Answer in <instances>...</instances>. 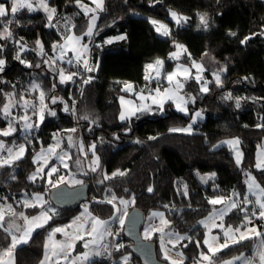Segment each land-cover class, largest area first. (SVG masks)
Listing matches in <instances>:
<instances>
[{
    "label": "trees",
    "instance_id": "obj_1",
    "mask_svg": "<svg viewBox=\"0 0 264 264\" xmlns=\"http://www.w3.org/2000/svg\"><path fill=\"white\" fill-rule=\"evenodd\" d=\"M173 2L190 7L183 5L184 11H191L189 23L172 27L170 35L162 37L149 18L165 19ZM0 3L10 8L9 0ZM49 3L57 10L56 19L70 16L76 31L83 34L88 18L81 5L89 0ZM200 13L206 14V27ZM0 19H4L12 34L0 36V59L5 61L0 72V126L7 123L2 115L3 104L10 103L11 111H15L13 105L20 108L24 98L41 94L46 102L43 120L31 135L17 132L4 137L10 143L27 145L22 159L0 169V179L6 180L0 189L6 191L10 202L23 191L45 193L51 201L52 183H47L46 178L30 179L36 169L34 154L49 145L56 134L76 127L87 144L95 143L101 169L108 173L105 178L95 173V184L91 175L84 182L90 186V211L101 218L112 217L116 205L108 199L113 197L132 199L128 211L137 208L145 216L155 209L164 210L169 229L191 236L183 247L186 259L182 264H194L205 249L204 229L198 222L212 209L209 201L235 190L244 195L247 173L253 174L264 187V169L256 167L257 146L264 138V0H104L97 36L90 47L88 68L92 70L77 65L78 72L68 83L61 82L55 71L59 62L52 63L62 34L50 24L45 13L23 9L15 17ZM175 43L188 47L190 55L186 59L208 53L226 65L219 83L208 72L206 92L194 80L184 89L186 95L191 93L197 98L191 110L202 108L207 118L194 125V132L173 130L186 127L191 115L168 103L163 113L160 107L153 106L126 121L120 120L119 97L128 92L124 85L144 89L147 64L158 58L165 63V71L172 68L174 62L168 57ZM156 84L152 82L153 86ZM57 95L61 100L53 103ZM53 111L55 116L50 114ZM232 137L240 139L243 150L239 165L226 145L215 146ZM208 172H214V178L202 182L197 173ZM51 205L56 214L28 242L16 248L15 264H39L49 230L70 221L81 209H60L52 201ZM40 209L26 207L25 211L34 214ZM240 216L234 210L227 220L237 223ZM258 223L264 233V220L259 219ZM118 235L122 244L118 256L127 253L130 264H141L130 251L132 241L124 230ZM150 240L156 244L158 258L166 261L161 257L157 237ZM256 242L257 239L250 238L229 246L218 252L216 259L251 253ZM8 245L9 241H3L0 250ZM97 262L109 263L103 258Z\"/></svg>",
    "mask_w": 264,
    "mask_h": 264
},
{
    "label": "rangeland",
    "instance_id": "obj_2",
    "mask_svg": "<svg viewBox=\"0 0 264 264\" xmlns=\"http://www.w3.org/2000/svg\"><path fill=\"white\" fill-rule=\"evenodd\" d=\"M44 2L49 8H54L56 10V8L49 3V0H44ZM32 3L36 8L35 11H42L48 17V13L42 7H38L39 0H32ZM182 4L185 6V8L190 9V7L185 3L182 2ZM183 5L178 3L175 4L173 2L172 9L165 19L162 20L152 18L153 21H158L157 27H159V25H165L168 31H170V29L174 26L188 24V16L191 11L187 10L188 13L184 11ZM5 6L7 7L6 4ZM81 8L86 12L88 18L87 26L83 34H79L76 31L75 22L70 16H63L59 19H56L57 10L53 14L51 21H49L50 24L58 29L62 34V40L59 44L56 55L52 60V63H55L56 61L59 62L56 66L57 68H55V71H57L59 74V78L61 71H63L65 77L69 75L73 77V74L75 75L78 72L75 67L79 64L81 65L80 61H84L87 56L85 47L86 49L89 48L88 39H90L95 34L99 16L103 10L97 9L96 4L93 3L92 0H89L88 4L81 5ZM173 12L177 14L176 18H173ZM200 16H205L206 18L205 13H200ZM93 17H95V21H93ZM90 26L92 27V34L86 35L85 33H87ZM160 32L162 33L163 29H161ZM1 33H3V31H1ZM262 35L264 36V30L262 31ZM68 36L80 37V40L79 42H77L76 40H68ZM84 36L88 37V39L83 40ZM177 45L182 47H177ZM187 55H190L188 47L184 43H175V46L168 57V60L174 62L172 68L165 71V63L161 58H158L162 63L159 65V74H156V78L159 81L155 86L151 85L149 86V88L141 89L136 92L133 90L131 91L130 89H126L128 92L121 94L119 97L121 105L119 118L122 114L125 117L124 119L120 118V120L126 121L135 116L138 112L150 110L153 106L160 107L161 112L163 113L165 110V106L168 103H171L173 107L179 112L185 115H191L189 124L186 127L178 129L180 131H183V129H189L190 126V131L183 132H194V125L201 120H205L207 118V113L202 108H195L191 110V104H196L197 98L191 93L189 95H186L184 93V89L188 86L189 83H191L192 80L195 81L201 91H203L202 89L205 87L208 89V72L215 80L217 76H219L220 82L226 72V65L224 62L215 59L208 53L203 54L200 58L197 59H186ZM69 61H71V63H69ZM194 65H200V68H197ZM184 69H188V72L185 73ZM173 73H175V76L170 81L168 77ZM72 79H66L64 82L68 83L72 81ZM141 96H143L144 99H141ZM154 99L156 100V103H153ZM53 100L60 101L61 98L57 95ZM6 104L9 105L8 113L11 115H5L2 112L4 119H7V123L4 126H0V132L7 131L11 127V129H14V131H11L10 135L17 132H20L21 134L28 133V135H31L36 125L41 122L40 115L41 113L43 114L46 106L45 100H43L40 95L34 98H24V100L21 102L20 108L16 107V104L13 105L15 111H11L12 105L10 103ZM4 105L5 104H3V109ZM63 108L66 110V105H64ZM180 109L184 110L181 111ZM197 113H199L200 115L197 116ZM25 117H27L28 119L25 120ZM26 123L31 124L32 127H26ZM66 131L67 132L56 134L49 145L41 147L37 152H35L33 160L36 164V169L30 175V177H33L31 178V180H36L37 178H46L47 183H52L53 188L59 184H67L68 186H77L84 184L85 180H88V175H91V181L93 182L95 173H99L101 178L107 177L108 173L106 172V170L101 169V162L95 150V143L92 142L87 144L84 141L83 137L79 134L76 127L68 128ZM2 136L3 138H0V144H2L3 147L0 148V159H9L8 149H12L10 163L6 165H13L15 161L20 160L25 156L27 145L25 143L18 144L16 141L10 143L6 138H4L7 136ZM230 140H238L239 144L233 145L226 143ZM20 145L24 146L25 151L23 152V154L19 155V158H17L18 148ZM221 145H226L230 149V151L234 155L235 160L237 159L238 150L241 154L242 163L244 155L240 145V139L238 137L223 139L219 141L215 146L218 147ZM50 149L51 151H49ZM258 162L262 165V167L258 169H264V138L257 146L256 164ZM65 165H67V167H65ZM1 168L2 167H0V169ZM52 168H56L58 169V171L52 172ZM93 168L95 169L94 171ZM197 175L200 177L202 182H206L208 179L214 178L215 173H197ZM100 176L98 178L99 181L102 180ZM249 176L254 178L255 183L259 185V189L256 188L255 185H253L250 191L249 186L246 183V191L244 195H242L238 190H235L227 196H217L212 198L222 200L223 202L213 205L208 214L205 217L201 218L198 222V224L201 225L204 229L202 243L205 249L201 250L199 257L198 259H196L194 264H209L208 261H204L201 259V253H205L212 257L213 260H216L218 252L226 249H221L216 253V256H212V253L209 252V245H211L213 249H217L220 248V245L224 244L225 242H227L229 246L237 244L234 241L240 238L241 232L246 231L242 226L245 223L244 218L246 215L251 219V223L247 224V229L255 228L257 231L261 232L258 220H264V218H261L259 216V206L255 202L258 198L264 201V196H261L260 194V189H264V187L251 173L246 174V181L249 179ZM77 181H79V183H77ZM5 182L6 180L0 179V187L3 188ZM93 183L95 184L96 181ZM233 193H239L240 195H233ZM244 196H247L249 201H251L252 203L243 204L242 201ZM37 197H39V199H37ZM115 201V213L110 218H101L95 216L90 211L89 201H83L80 205L81 209L76 216H74L70 221L58 226H54L49 230L46 237L44 255L39 264H42V262H44V264H99L97 262L98 259H108L109 247L114 232L113 229L114 227H116L118 231L116 232V238H118V234L124 227L126 214L133 204L132 199L120 198ZM121 201H125L126 203H121ZM232 202H235L237 204V207L232 208L223 216L217 214L213 216L212 219H208L213 215V213H218L220 209L227 207ZM34 206L41 207V209L34 214H28L25 211L26 207ZM17 207H20L22 209H19ZM52 207L53 206L51 205V201L45 193L23 191L17 200L10 202L7 197L6 191L0 189V214L4 215L5 227H7L11 222L14 221V223L18 225L22 230L18 232L16 228H12L11 233H8L5 232L4 228H0V244L3 241H9V245L0 250V252L5 253L4 255H0V264H15L16 248L21 244L26 243L20 242L16 244L15 248H13L10 253H8L7 250L11 245L12 235L20 237L23 230L31 229V233L41 228L36 227L34 224H26L25 220L19 214L23 213V216L27 217L29 220H31L33 217H40L38 223L45 226L50 220L48 217L51 218L50 209H52ZM241 208H245L247 209V211L243 212L240 210ZM120 209L122 210V214L119 218H122L124 220L123 224L120 223V219L117 217L120 213ZM234 210H236L238 214L241 213V216L238 217L237 223L229 222L227 220V217ZM10 211L15 212L17 215H10ZM253 211H255L257 215L253 216ZM42 213H47V215L42 216ZM153 213L162 214L163 220L161 219L160 215H153ZM117 219L118 224H116ZM97 220L105 223L103 224V226L97 225V231H92V225ZM201 221L207 222L201 223ZM168 224L169 220L164 210H152L145 216L142 236L144 239L157 237L161 257L165 259V254H167L169 259L165 260L168 263L173 264L174 262V264H181L186 259V254L183 250V247L187 244V241L191 236L186 233H180L176 230L169 229L167 227ZM238 227L240 228V232L235 231V229ZM56 228H60L62 229V231L54 232V229ZM105 228L107 229V231H105ZM160 228H163V232L159 231ZM229 228H231L232 231L228 232V234L226 235L225 233ZM146 233L148 234L147 238L145 236ZM246 234L251 239H258V242L261 239H264V237L257 236L254 232L251 231H248ZM176 236L184 237V239L177 240ZM4 237H7V239H4ZM79 237H83V239H79ZM25 240L27 241V239ZM244 240L246 239L241 240V242ZM197 241L199 243V240ZM205 241H207L208 243L206 244ZM86 243L88 244V247L84 246ZM105 248L107 249V251H105ZM61 249H63V251H61ZM257 251L258 249L256 250L255 257L257 256ZM57 252H59L58 256L55 255V253ZM96 252H100L101 254L96 255ZM83 253H88V259H84L82 255ZM241 254L246 257H250L251 253L243 252ZM241 254L234 257L241 256ZM124 257H127V264H130V255L127 253L122 254V256H118L117 264H125ZM234 257L227 258L221 261L232 260ZM234 264H244V261L235 260ZM256 264H259L258 258Z\"/></svg>",
    "mask_w": 264,
    "mask_h": 264
},
{
    "label": "snow or ice",
    "instance_id": "obj_3",
    "mask_svg": "<svg viewBox=\"0 0 264 264\" xmlns=\"http://www.w3.org/2000/svg\"><path fill=\"white\" fill-rule=\"evenodd\" d=\"M92 2L96 4L97 9H100V10L103 9V0H92ZM77 3H79V0H77ZM38 7H42L48 13V19H49V21H51L52 16H53V14L55 13L56 10L54 8H49L47 6V4L44 2V0H39ZM21 9H27V11H29V12H32V11H35L36 10V8L33 6L32 0H10V8L9 7H6L5 4H3V3H0V18H6L9 15H11L12 17H15L16 13L19 12ZM172 16H173V18H176L177 17V14L175 12H173L172 13ZM92 19H93V21H95V17H93ZM201 21H202V23H204V25L206 27L207 26V21H206L205 16H201ZM8 23L10 24V23H12V21L9 20ZM152 23L155 25L158 22L157 21H152ZM0 25H3L4 26V31H3V33H0V36L10 37L12 34H11V32L8 31L7 25L4 23V19H0ZM161 29H163V32H162L163 35H165V36L169 35V31H168V29H167V27L165 25H159V27H157V31H160ZM85 34L86 35H91L92 34V27L91 26L88 28V31ZM232 35H235V33H232ZM123 38L124 37H120V39H123ZM67 39L68 40H76L77 42H79L80 37L68 36ZM247 39L248 38H245V40H247ZM244 42L245 41H241V43H244ZM37 43L39 44V42H37ZM177 47H182V46L177 45ZM86 50L87 49L85 47V51ZM17 59H19V56H17ZM21 62L24 63V61H21ZM69 63H71V61H69ZM161 63L162 62L159 61V60L156 61V65L157 66H159ZM4 64H5V61L3 59H0V72L3 71V65ZM84 64H85V68L88 71H91L92 70L91 68H88L87 61H85ZM194 66L197 67V68H200V65H194ZM147 67L148 68H152L153 65H148ZM184 72L187 73L188 72V69H184ZM158 74H159V72L157 71V75ZM174 76H175V73L170 74L169 77H168V79L171 81ZM60 79H61V82H64L66 79H68V80L72 79V76L69 75V76L65 77L63 71H61L60 72ZM145 79H148V77L146 76ZM216 80H217V83H219V76H217ZM87 82L88 81H85V83H87ZM128 87L131 88L130 85ZM202 90L203 91H207L208 89L205 87ZM41 98L43 99V94H41ZM229 98H231V97H229ZM141 99H144V97L141 96ZM55 102L56 101L53 100V103H55ZM153 103H156V100L155 99L153 100ZM237 107H239V100H237ZM8 108H9V105L8 104H5L4 105V113H5V115H8L9 114L8 113ZM180 110L183 111L184 109H180ZM50 114L53 115V116L56 115V113L54 111L51 112ZM196 115L199 116L200 114L197 113ZM120 118L121 119H124L125 117L122 114ZM27 119L28 118L25 117V120H27ZM40 119H41V121L43 120V114L42 113L40 115ZM25 126L28 127V128H31L32 127L31 124H27V123H26ZM173 130H179V129H173ZM11 131H14V129H11V127H10L9 130L0 132V135L8 136V135L11 134ZM73 131H74V129H73ZM183 131H190V126H189V129H183ZM226 143L233 144V145H238L239 144V141L238 140H230V141H227ZM2 147H3V145L0 144V148H2ZM24 151H25L24 146L23 145H20L19 148H18L17 158H19V155L20 154H23ZM49 151H51V149ZM8 152H9V159H0V167H3L4 165L10 163V158L12 156V149H8ZM236 163L238 165L241 163V154L239 153L238 150H237ZM65 167H67V165H65ZM256 167L257 168H261L262 165L258 162L256 164ZM94 170L95 169L93 168V171ZM51 171L52 172H56V171H58V169L52 168ZM114 175H115V173H114ZM31 178H33V177H30V179ZM77 183H79V181H77ZM246 183L248 184L250 191H251L253 185H255V187L259 189V185L255 183L254 178L251 177V176H249V179L246 181ZM148 191H152V189L149 188ZM260 194H261V196H264V189H260ZM233 195H237L238 196L240 194L239 193H233ZM37 199H39V197H37ZM113 199H115V197H113ZM222 202L223 201L222 200H219V199H212V200L209 201V203L212 204V205L220 204ZM109 203H111V201H109ZM121 203H126V202L125 201H121ZM242 203L243 204H249V203H252V202L249 201V199H248L247 196H244ZM255 203L259 206V213H258L259 216L261 218H264V201H262L260 198H258ZM235 207H237V204L235 202H232L227 207L220 209L218 211V213H213V215L210 216L208 219H212L213 216H215L217 214L220 215V216H223L228 211H230L232 208H235ZM240 210L243 211V212H246L247 211V209H245V208H241ZM10 215L16 216L17 214L15 212H11L10 211ZM19 215L25 220V223L26 224H29V225L34 224L36 227H42L43 226L42 224L38 223V221L40 220V217H33L31 220H29L27 217H24L23 216V213H20ZM41 215L42 216H46L47 213H42ZM153 215H160L161 216V219L163 220L162 214L153 213ZM252 215L255 216V215H257V213L255 211H253L252 212ZM48 218L50 219V217H48ZM119 219H120V223L123 224L124 223V220L122 218H119ZM244 220H245V223L242 226L245 228L246 231L240 233V238L239 239H236L234 241L235 243H240L241 240H243V239H249L250 237L246 234L248 231L254 232L257 236L264 237V233H261V232L257 231L255 228H253V229H247V224L251 223V219L247 215L245 216ZM206 222L207 221H201V223H206ZM104 223L105 222H102V221L97 220L92 225V231H97V225L103 226ZM221 227H222V225H221ZM0 228H4L5 232H8V233H11L12 228H16V230L18 232L19 231H22L20 229V227L14 223V221L11 222L7 227H5L4 215L3 214H0ZM30 231H31V229L23 230L22 235L20 237H17L16 235H12L11 245H10L9 249L7 250V252L10 253L11 250L13 248H15L16 244H18L20 242H27L25 240V237L30 234ZM60 231H62V229H60V228L54 229V232H60ZM105 231H107L106 228H105ZM159 231L163 232V228H160ZM231 231H232V229L229 228L225 234L227 235L228 232H231ZM235 231L236 232H240V228L239 227L236 228ZM109 234H111V233H109ZM147 235L148 234L146 233L145 234L146 238H147ZM4 239H7V237H4ZM79 239H83V237H79ZM176 239L177 240H182V239H184V237L176 236ZM205 243L207 244L208 242L205 241ZM84 246L85 247H88V244L86 243ZM119 247H122V245L119 246ZM228 247H229V244L227 242H225L224 244L220 245V248H217V249H213L212 246L209 245V252L212 253V256H216V253L218 251H220L221 249H224V248H228ZM257 249H258V251H257V256L256 257H246L243 254H241V256L234 257L232 260L221 261L219 259L213 260L212 257H210L209 255H207L205 253H201V259L204 260V261H208L209 264H234V261L235 260H243L244 261V264H256V261H257V258H258L259 264H264V239H261L259 241V244L257 245ZM61 251H63V249H61ZM105 251H107L106 248H105ZM4 254L5 253L0 252V255H4ZM95 254L96 255H100L101 253L100 252H96ZM55 255L58 256L59 255V252L55 253ZM82 255H83L84 259H88V253H83ZM165 259H169V257L167 256V254H165ZM124 260H125V264H127V257H124ZM42 264H44V262H42ZM173 264H174V262H173Z\"/></svg>",
    "mask_w": 264,
    "mask_h": 264
},
{
    "label": "water",
    "instance_id": "obj_4",
    "mask_svg": "<svg viewBox=\"0 0 264 264\" xmlns=\"http://www.w3.org/2000/svg\"><path fill=\"white\" fill-rule=\"evenodd\" d=\"M89 189L88 183L77 186L59 184L51 189L50 199L60 209L74 210L89 198ZM144 223L145 214L137 208L127 212L123 230L132 241L130 251L141 261V264H170L158 258L154 241L143 238Z\"/></svg>",
    "mask_w": 264,
    "mask_h": 264
},
{
    "label": "crops",
    "instance_id": "obj_5",
    "mask_svg": "<svg viewBox=\"0 0 264 264\" xmlns=\"http://www.w3.org/2000/svg\"><path fill=\"white\" fill-rule=\"evenodd\" d=\"M85 12V11H84ZM86 13V12H85ZM150 19V21H151V23H152V21H153V19L152 18H149ZM154 19H156V18H154ZM158 22V21H157ZM153 24V23H152ZM154 25V24H153ZM154 27L156 28V30H157V24H155L154 25ZM158 32V34L160 35V36H162V37H167V36H169L170 35V32H171V29H170V31H169V35H167V36H165V35H163L160 31H157ZM95 36H97V30H96V32H95V34L90 38V39H88V37L87 38H84L83 37V40H89V48L85 51V52H87V56H86V58L84 59V61H80V63H81V67L83 66V67H85V64H84V62L85 61H87V65H88V61H89V57H90V47H91V44L93 43V41H94V38H95ZM111 40V39H110ZM86 54V53H85ZM157 60H160V59H156V60H154V61H152V62H150V63H148L147 64V66L148 65H153V67L152 68H148L147 67V71H146V76L148 77V79H145L146 81H147V84H146V86H145V88H149V86H151L152 85V82H157L158 83V79L156 78V74H157V71H159V66H157L156 65V61ZM80 65V64H79ZM131 86V88H129L128 86ZM124 87H125V89H130L131 91L133 90V91H138V90H136L135 89V87L133 86V85H131V84H125L124 85ZM144 88V89H145ZM51 211V217H52V215H54V214H56V209L54 208V207H52V209H50ZM165 212V211H164ZM51 219V218H50ZM35 232V231H34ZM34 232H31L28 236H26L25 237V239H27V242L30 240V238L32 237V235H33V233ZM261 233H262V230H261ZM10 236H11V234H10ZM12 237V236H11ZM151 238H153V237H151ZM151 238H149V239H151ZM24 244V243H23ZM259 244V242H258V239H257V242H256V245H255V247H254V249H253V251L251 252V254H250V257H255V253H256V250H257V245ZM182 264V263H181Z\"/></svg>",
    "mask_w": 264,
    "mask_h": 264
},
{
    "label": "built area",
    "instance_id": "obj_6",
    "mask_svg": "<svg viewBox=\"0 0 264 264\" xmlns=\"http://www.w3.org/2000/svg\"><path fill=\"white\" fill-rule=\"evenodd\" d=\"M108 200L113 202V203H116V201L113 199H108ZM121 211L122 210L120 209V213L117 216L118 218L122 214ZM116 224H118V219L116 220ZM113 230H114V232H113V235L111 238V244H110L109 253H108V262H109L108 264H117L118 252L122 248V247H119L122 244L119 242L118 238H116V232H118L116 227H114Z\"/></svg>",
    "mask_w": 264,
    "mask_h": 264
}]
</instances>
